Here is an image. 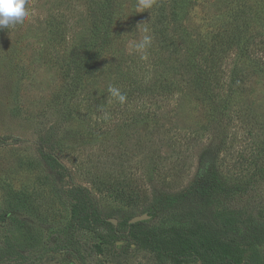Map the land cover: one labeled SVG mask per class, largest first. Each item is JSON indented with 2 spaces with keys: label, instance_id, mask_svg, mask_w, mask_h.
Returning a JSON list of instances; mask_svg holds the SVG:
<instances>
[{
  "label": "rangeland",
  "instance_id": "obj_1",
  "mask_svg": "<svg viewBox=\"0 0 264 264\" xmlns=\"http://www.w3.org/2000/svg\"><path fill=\"white\" fill-rule=\"evenodd\" d=\"M98 1L29 0V19L0 29V264H210L187 240L207 222L239 228L235 260L264 264V0H111L104 52L70 69ZM212 166L248 190L131 225L153 184L178 192ZM84 205L106 221H81Z\"/></svg>",
  "mask_w": 264,
  "mask_h": 264
},
{
  "label": "trees",
  "instance_id": "obj_2",
  "mask_svg": "<svg viewBox=\"0 0 264 264\" xmlns=\"http://www.w3.org/2000/svg\"><path fill=\"white\" fill-rule=\"evenodd\" d=\"M110 1H98L100 9L102 11L105 10L106 13L95 21L93 34L90 38L81 42L79 46L74 47L71 51V59L68 64L70 69L92 66L104 52L105 45L108 42L112 17L114 16ZM75 79L79 83V79L77 77ZM233 80L235 82L237 78ZM222 143L218 144L217 148H220ZM48 156L63 165L54 154H48ZM248 187L249 183L247 182H230L216 166H212L206 172L198 174L186 188L178 192H169L164 187L153 184L152 202L147 205L143 204L142 209L144 213L147 212L151 216V219L158 217L168 208H179L183 205H193V209H196V211H203L210 209L224 198L234 197L246 192ZM84 189L87 190L84 186L77 189L76 195L82 196L77 197V199L80 202L86 201L91 203ZM135 203L138 204V201ZM76 211H78V218L81 221L90 219L91 217H94L99 222L106 221V218H103L99 212L91 210L89 205H84L81 209H76ZM151 219L132 223L131 225L144 224ZM207 223L203 231L187 236V240L193 241L194 246H198V250L196 251L197 256L199 255L201 259L207 260L210 264H249L242 263L234 258L235 252L231 247V241L233 233L240 232L239 228L234 231L226 227L216 229L214 224ZM242 237H244L243 239H247L246 235ZM139 241L142 246L151 247L161 254L176 257L177 260L182 258L181 254H177L165 246L163 242L154 240L151 237H145Z\"/></svg>",
  "mask_w": 264,
  "mask_h": 264
},
{
  "label": "clouds",
  "instance_id": "obj_3",
  "mask_svg": "<svg viewBox=\"0 0 264 264\" xmlns=\"http://www.w3.org/2000/svg\"><path fill=\"white\" fill-rule=\"evenodd\" d=\"M152 0H139V5L142 7H151ZM32 8L29 5V0H0V29L14 28L17 25L23 24L32 15ZM152 37L145 34L142 38L133 44L135 51L141 53L143 58L145 50L151 45ZM109 91L114 95L120 103L126 101V94L121 93L118 89L109 88Z\"/></svg>",
  "mask_w": 264,
  "mask_h": 264
},
{
  "label": "water",
  "instance_id": "obj_4",
  "mask_svg": "<svg viewBox=\"0 0 264 264\" xmlns=\"http://www.w3.org/2000/svg\"><path fill=\"white\" fill-rule=\"evenodd\" d=\"M150 218H151V216L147 212H145L143 214H138V215H135L134 217H132L130 219V223H136V222L147 220V219H150ZM109 220L111 222H113L114 224L118 223V220L116 218H109Z\"/></svg>",
  "mask_w": 264,
  "mask_h": 264
}]
</instances>
